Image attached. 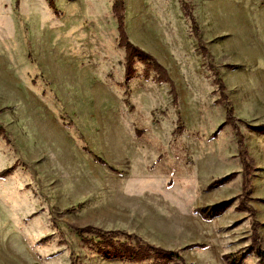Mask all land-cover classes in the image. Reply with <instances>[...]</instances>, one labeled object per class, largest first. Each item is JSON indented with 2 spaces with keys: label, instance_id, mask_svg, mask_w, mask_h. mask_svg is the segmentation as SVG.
<instances>
[{
  "label": "rangeland",
  "instance_id": "rangeland-1",
  "mask_svg": "<svg viewBox=\"0 0 264 264\" xmlns=\"http://www.w3.org/2000/svg\"><path fill=\"white\" fill-rule=\"evenodd\" d=\"M53 1L0 0V264H139L84 244L89 224L228 264L254 219L238 200L203 215L241 193L245 155L264 246V0H125L130 39L172 83L141 62L126 78L113 0Z\"/></svg>",
  "mask_w": 264,
  "mask_h": 264
},
{
  "label": "trees",
  "instance_id": "trees-1",
  "mask_svg": "<svg viewBox=\"0 0 264 264\" xmlns=\"http://www.w3.org/2000/svg\"><path fill=\"white\" fill-rule=\"evenodd\" d=\"M51 6L56 9L53 0ZM125 0H113L112 10L118 20V30L120 33V44L125 49V75L127 79H132L136 74L135 64L141 62L146 66V77L150 78L151 72L155 73L153 79L159 82L172 83V79L169 76L166 67L161 64L156 57L149 51L145 50L135 42H133L126 30L125 16H124ZM193 31L199 36L200 28L192 15ZM218 83L221 87L223 98L226 103L227 111V123H231L234 126L235 132L240 138V143H243V135L240 131V127L237 125L238 120L235 116L233 104L225 93V84L223 80L218 76ZM264 132V126H255L253 129ZM0 132H3V128L0 126ZM245 178L241 193L236 197L228 200H223L219 203L218 209L214 215H203L205 220H212L214 216H217L226 211L230 206L238 200L236 207L237 211L247 212L254 220L251 224V242L249 246L240 254L227 253L224 254V259L228 264H237L238 259H245V257L251 253H255L260 257V260L264 259V246L262 244V237L259 233V227L262 225L261 221L256 219L257 210L249 202L254 198L249 192V173L250 164L246 160V155L243 158ZM8 170L2 172V175H6ZM236 173L226 174L221 177L215 178L208 188L213 189L222 186L223 184L232 180ZM78 236L81 241L90 245L95 251L105 257L106 259H119L122 261H129L132 263H145L152 260L151 264H169L172 261H178L181 264H186L185 258L178 250L167 249L162 246L156 245L149 241H145L135 233H130L121 230H107L95 225H86L84 227H76ZM247 264V263H245Z\"/></svg>",
  "mask_w": 264,
  "mask_h": 264
}]
</instances>
